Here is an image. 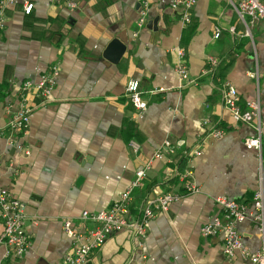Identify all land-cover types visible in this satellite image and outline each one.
<instances>
[{
  "label": "crops",
  "instance_id": "obj_1",
  "mask_svg": "<svg viewBox=\"0 0 264 264\" xmlns=\"http://www.w3.org/2000/svg\"><path fill=\"white\" fill-rule=\"evenodd\" d=\"M72 1L74 8L50 0H13L5 9L0 184L26 206L30 245L17 258L7 257V246L0 243V264H52L71 254L76 239L65 232L64 219L79 222L84 210L110 207L166 139L179 149L171 158L154 159L132 193L131 217H138L145 199L180 188L177 172L184 167L193 170L200 191L158 212L144 238L130 228L111 234L89 254L88 263L254 264L240 253L226 255L223 236L205 238L201 228L222 214L216 196L253 210L260 155L245 139L254 127L234 123L223 94L233 85L243 108L259 96L264 123V20L251 24L249 36L230 0H198L189 24L180 21L172 0H150L149 18L139 28L138 0ZM26 3L34 4L29 14ZM216 26L222 28L219 38H214ZM116 38L126 45L117 62L116 50L106 52ZM178 47L186 52L187 79L177 71ZM210 57L219 61L215 73L208 71ZM54 66L59 74L53 100L34 108L26 132L11 131L7 123L18 105L17 87ZM129 79L140 82L148 103L141 112L127 94ZM206 119L224 129V136L201 140L202 154L180 168L174 157L199 145ZM131 140L140 143L138 152ZM238 230L244 247L256 252L261 245L256 224L245 220Z\"/></svg>",
  "mask_w": 264,
  "mask_h": 264
},
{
  "label": "built area",
  "instance_id": "obj_2",
  "mask_svg": "<svg viewBox=\"0 0 264 264\" xmlns=\"http://www.w3.org/2000/svg\"><path fill=\"white\" fill-rule=\"evenodd\" d=\"M50 1L54 4L64 2L69 8L75 7V3L72 0ZM230 1L246 25L247 34L250 36L251 24L264 20V0ZM11 3H13V0H0V29L4 27L5 9ZM138 3L137 24L139 28H143L150 15L151 1L138 0ZM197 3L198 0H172L171 8L179 15L183 24H188L191 21L193 10ZM33 7V3H26L25 12L27 14L31 13ZM246 16L250 17V21L246 20ZM231 31H234V28H231ZM221 33L222 28L216 26L214 38H219ZM174 52L177 58V71L181 78L187 79L189 70L186 52L181 47L175 49ZM208 63V71H213L218 66L219 61L215 57H210L208 58ZM58 74L59 68L54 66L50 71L43 73L37 80L27 79L21 82L16 90L18 96L17 108L7 123L11 131L26 132L34 108L53 100ZM256 76L258 78V74ZM139 84L140 82L137 79H129L126 84V91L136 109L141 112L147 108L148 103L142 98ZM33 99H35L36 105L33 103ZM223 103L235 124L253 125L254 134L246 137L245 144L247 148L258 151L261 173L252 204L253 210H250L247 205L225 195L216 196L214 201L221 209L222 214L221 216L212 217L203 225L201 235L205 238L222 235L223 250L226 255L235 257L240 253L242 257L249 258L254 264H264V123L260 98L258 96L257 99L249 102L243 108L240 105L238 90L233 85L227 84L224 89ZM203 125L207 130L205 135L200 138L199 145L186 151V153L184 152L188 159L202 154L200 149L201 140L203 141L207 138L219 139L225 134L224 129L213 125L209 119L204 120ZM10 143L14 144L15 140L12 138ZM129 145L134 152H138L141 147L136 140H131ZM178 149V145L173 144L170 139H166L162 148L157 150L151 158L136 169L135 178L120 194L119 199L114 201L110 207L95 212L84 210L79 222L70 218L64 219V230L69 236L76 239V245L71 254L52 264H89L88 256L94 249L101 247L111 234L119 233L129 228L133 229L136 235L144 238L150 221L158 212H166L173 203L180 201L189 194L199 192L200 188L193 180V170L184 167V169L177 172L180 188L161 191L152 198L145 199L138 217H131L132 193L146 179L148 172L153 166L154 159L171 158L177 153ZM27 218L25 204L8 187L0 184V222L3 224V229L0 233V243H4L7 246V257L22 258L28 250L30 240L26 231ZM245 220H252L261 236V245L253 253L244 247L242 236L238 230V224Z\"/></svg>",
  "mask_w": 264,
  "mask_h": 264
},
{
  "label": "water",
  "instance_id": "obj_3",
  "mask_svg": "<svg viewBox=\"0 0 264 264\" xmlns=\"http://www.w3.org/2000/svg\"><path fill=\"white\" fill-rule=\"evenodd\" d=\"M114 50L117 51V57L113 61L117 62L124 55L126 51V45L120 39L116 38L112 40L106 52H111Z\"/></svg>",
  "mask_w": 264,
  "mask_h": 264
},
{
  "label": "trees",
  "instance_id": "obj_4",
  "mask_svg": "<svg viewBox=\"0 0 264 264\" xmlns=\"http://www.w3.org/2000/svg\"><path fill=\"white\" fill-rule=\"evenodd\" d=\"M217 69H218V66H216V68L212 71V73H215L217 71ZM213 125H216L217 126L216 123L213 124ZM187 160H188V157L186 155H177V156L174 157L173 162H175L180 168H183L184 167V164L187 162Z\"/></svg>",
  "mask_w": 264,
  "mask_h": 264
}]
</instances>
